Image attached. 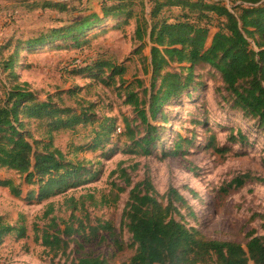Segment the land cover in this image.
Returning a JSON list of instances; mask_svg holds the SVG:
<instances>
[{
  "label": "rangeland",
  "instance_id": "374dc122",
  "mask_svg": "<svg viewBox=\"0 0 264 264\" xmlns=\"http://www.w3.org/2000/svg\"><path fill=\"white\" fill-rule=\"evenodd\" d=\"M45 1L68 3V11L44 9ZM133 1L134 6L129 7L131 18L119 15L104 19L78 35V45L72 39H65L27 47V42L48 36L53 29L67 26L90 13L102 18L103 2L108 5L110 2L0 0V48L5 45L0 49V99L14 83L8 72H3V61L18 46L16 80L27 83L39 100L45 101L48 95L62 92L65 106L78 111L89 106L87 114L92 119L114 121V129L108 137L102 135L97 139L100 148L94 151L86 146L93 143L98 122L53 134V145L68 161H80L84 168L81 171L84 182L69 187L62 194L37 201L36 185H28L24 176L0 168V181L11 180L21 190L20 196L14 197L7 188L0 187V224L26 228L23 238H18L15 232L3 238L0 264H71L86 256L103 258L110 264L128 262L135 248L127 230L121 227V216L130 189L145 177L163 205L167 204V190L175 189L186 202L184 207L180 202L174 204L178 208L175 220L196 229L208 240L245 246L250 233L264 236V182L247 181L241 188H229L234 178L245 173L264 181V129L257 119L232 106L220 75L207 65L195 67L189 90L163 107L162 118L158 115L151 119L148 112L153 77L151 45L147 38L142 44L134 37L136 13L141 12L148 19L150 7L148 0ZM207 1L231 7V0ZM177 14L178 10L173 8L164 10L162 15L174 18ZM215 26L213 22L208 42L217 31ZM250 43L256 50L255 44ZM77 59L79 62L75 63ZM99 64L107 65L103 73L97 69ZM112 67L122 68V75L108 79ZM182 67L188 66L171 63L165 71L185 75L186 72L179 69ZM159 84L156 79L154 91ZM67 91L73 94L66 95ZM131 92L136 94L141 107L145 104L148 123L158 129L159 141L148 156L131 150L133 141L125 124L133 131L134 141L141 139L145 132L134 107L126 103ZM54 102L61 104L58 99ZM110 120L106 126L110 125ZM27 130L35 139L42 138L34 121ZM231 132L233 135L240 132L245 139L230 142ZM210 136L215 137L218 147L228 151L223 155L215 153L207 146ZM80 147L84 149L78 150ZM173 149L179 151L178 155L169 156L168 152ZM123 169L129 175V186L119 177ZM113 184L122 189L118 200L114 204H103V197H111V188L113 193L117 192ZM69 199L73 202H68ZM97 219L112 223L113 238L103 232L94 238L88 228L84 232L88 238L62 233L67 225L77 229L78 220L90 227L96 225ZM46 229L49 234L58 233L65 242L60 250L46 248L40 238L37 239Z\"/></svg>",
  "mask_w": 264,
  "mask_h": 264
},
{
  "label": "trees",
  "instance_id": "16d2710c",
  "mask_svg": "<svg viewBox=\"0 0 264 264\" xmlns=\"http://www.w3.org/2000/svg\"><path fill=\"white\" fill-rule=\"evenodd\" d=\"M105 1L110 3L108 5L103 2L102 18L90 13L67 26L53 29L48 36L27 42V47L52 44L65 39H72L78 45V35H83L104 19L119 15L127 19L132 17L129 7L134 6L135 1ZM148 5V19L141 12L135 15L134 37L142 44H145L147 38L151 45L153 77L148 101L150 118L154 119L158 115L162 118L163 107L189 90L195 67L207 65L220 75L225 91L231 96L232 106L257 119L260 127L264 129V0H231L230 8L220 2L207 0H148ZM68 7V3L51 1H45L42 5L44 9L59 12L68 11ZM173 8L178 10L174 18L162 15L164 10ZM213 22H216L217 31L208 42ZM250 41L255 44L256 50L251 47ZM3 48L5 45L0 49ZM19 53V47L15 46L12 54L3 61V72H8L9 79L14 83L0 99V168L24 176L26 184L37 186V201H44L84 182L81 174L84 169L82 163L68 161L66 155L53 145V134L98 122L93 143L86 146L94 151L100 148L97 139L102 135L108 137L114 129V121L106 118L102 121L92 119L87 114L89 106L80 111L65 106L61 99L62 92L48 95L45 101L39 100L27 83L16 80L15 68ZM171 63L187 65L188 67L179 68L186 72L185 75L181 72L165 71ZM106 66L99 64L97 69L103 73ZM123 71L122 68L112 67L108 79L122 75ZM156 79L160 84L157 91H154ZM72 94L71 91L66 92V95ZM54 99H58L61 104L58 105ZM126 103L134 107L137 118L145 126L142 138L134 141L133 131L125 124L133 141L134 148L131 147V150H139L141 154L148 156L159 141L158 129L148 123L145 104L141 107L136 94L129 93ZM108 120L111 123L106 126ZM31 121L35 122L42 138L35 139L27 130ZM243 139L245 137L240 132L237 135L231 132L228 141L237 142ZM207 146L220 155L228 151L216 145L214 136L209 137ZM83 149L84 147H80L78 150ZM178 152L173 149L168 153L170 156L178 155ZM119 177L125 185H130L129 175L124 169ZM247 181L264 182L263 179L245 173L234 178L229 183V188H241ZM112 186L117 192L113 193L111 188V197H103V204L117 202L122 189L114 184ZM0 187L7 188L14 197L21 194L20 188L11 180L0 181ZM165 198L167 204L163 205L158 201L147 177L130 189L120 224L130 235L135 250L124 264H264V236H253L250 233L245 246L234 242L208 240L196 229L175 220L174 214H178V208L174 204L180 202L181 207L186 205L175 189L169 188ZM70 201L73 202V199L68 200ZM78 222L77 229L73 225H67L62 233L65 236L78 234L88 238L89 235H84L88 228L94 238L99 232L107 234L109 238L115 235V228L110 222L97 219L96 225L90 227L79 220ZM13 232L18 238H23L26 228L0 224V244L6 235ZM38 238L46 248L60 250L65 245L58 233L49 234L48 229L42 231ZM113 242L120 247L116 239ZM71 264L110 263L103 258L86 256Z\"/></svg>",
  "mask_w": 264,
  "mask_h": 264
},
{
  "label": "built area",
  "instance_id": "2783aa9c",
  "mask_svg": "<svg viewBox=\"0 0 264 264\" xmlns=\"http://www.w3.org/2000/svg\"><path fill=\"white\" fill-rule=\"evenodd\" d=\"M79 62V60L77 59L76 61H75V63H78Z\"/></svg>",
  "mask_w": 264,
  "mask_h": 264
}]
</instances>
